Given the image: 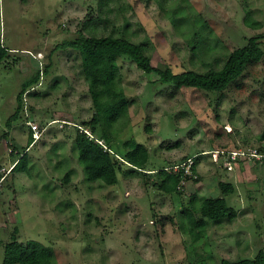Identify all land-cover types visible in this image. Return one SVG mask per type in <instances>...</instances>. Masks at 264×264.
Segmentation results:
<instances>
[{"label":"rangeland","instance_id":"374dc122","mask_svg":"<svg viewBox=\"0 0 264 264\" xmlns=\"http://www.w3.org/2000/svg\"><path fill=\"white\" fill-rule=\"evenodd\" d=\"M81 33L125 36L159 68L206 72L264 35V0H0V42L14 50L0 65V264L14 234L50 246L54 264H221L264 249V158H215L234 146L264 149V56L223 92L162 83L129 56L118 58L129 110L108 146L121 159L144 145L149 172L182 167L180 188L167 192L153 184L158 172L148 177L131 164H121L115 184L88 179L76 139L78 127L93 134L95 105L82 56L53 50ZM39 69L12 120L22 83ZM28 119L44 130L33 143ZM25 152L22 169L11 171ZM221 181L236 190L224 193ZM218 196L235 218L201 213ZM187 207L205 220L196 233Z\"/></svg>","mask_w":264,"mask_h":264},{"label":"trees","instance_id":"16d2710c","mask_svg":"<svg viewBox=\"0 0 264 264\" xmlns=\"http://www.w3.org/2000/svg\"><path fill=\"white\" fill-rule=\"evenodd\" d=\"M263 37V34L253 35L244 46L232 51L222 68L211 69L206 72H198L193 69L177 71L169 65L165 68H159L152 64L151 57L147 54L142 43H136L125 36L113 34L89 36L81 33L76 38L65 39L56 43L53 50L67 47L79 50L82 56L83 70L95 105V112L90 121L92 133L95 137L92 138L88 132L80 130V127H78L79 131L76 139L79 158L84 164L88 179H102L108 184H115L118 182V171L121 164L134 165L146 173L148 177L151 173L158 172L161 181L159 183L154 181L153 184L158 185L160 189L167 192H173L180 188L183 179L184 171L182 167L177 171L162 168L158 171L152 170L149 172L146 168L149 153L142 144H137L136 147L128 151L127 156L121 159L110 150L111 147L108 146L106 137L121 114H127L129 110L128 96L120 85L121 73L118 64L120 56H129L148 74L158 73L162 83H174L178 87L223 92L232 84L240 81L249 64L263 58L264 43L261 40ZM10 52V49H7L0 42V65ZM49 67L50 64H46L43 72H47ZM40 80L41 71L39 69L34 76L22 83L21 91L17 97L18 107L11 117L12 120H16L15 118H18L23 109L24 94L39 84ZM9 125H12V123L9 122ZM98 127H101L102 135H100ZM97 132H99V136H97ZM34 140V132L31 129L30 143H33ZM234 150H238V147L234 146V149L226 151ZM26 156L27 152L21 158H18L11 171L22 169V163ZM2 177L0 175V179ZM220 187L224 193H231L236 190L234 183L226 181H221ZM200 211L210 219L225 217L233 219L238 215V211L228 204L225 196L206 198L200 206ZM185 212L190 222L191 231L196 233L198 228L203 227L205 220L203 218L197 219L189 207L185 209ZM12 237V241L5 246L4 264L55 263V254L50 246L37 240H29L23 243L17 239L15 234ZM221 264H264V249H260L254 257H244L237 261L225 258Z\"/></svg>","mask_w":264,"mask_h":264},{"label":"built area","instance_id":"2783aa9c","mask_svg":"<svg viewBox=\"0 0 264 264\" xmlns=\"http://www.w3.org/2000/svg\"><path fill=\"white\" fill-rule=\"evenodd\" d=\"M28 124L31 126L32 131L34 132V139L38 140L42 132L44 131L37 123H33L31 120L27 121ZM87 132V131H86ZM89 134V133H88ZM91 137L93 134H89ZM221 153H227L228 154V162L238 160L242 155L249 156V157H255V158H264V152L258 151L257 149H254L249 152L241 151V150H234V151H225V150H218L215 154L216 160L219 158V155Z\"/></svg>","mask_w":264,"mask_h":264},{"label":"crops","instance_id":"0c3cea01","mask_svg":"<svg viewBox=\"0 0 264 264\" xmlns=\"http://www.w3.org/2000/svg\"><path fill=\"white\" fill-rule=\"evenodd\" d=\"M12 51H14L12 48H10Z\"/></svg>","mask_w":264,"mask_h":264},{"label":"clouds","instance_id":"9594fccd","mask_svg":"<svg viewBox=\"0 0 264 264\" xmlns=\"http://www.w3.org/2000/svg\"><path fill=\"white\" fill-rule=\"evenodd\" d=\"M14 165H15V163H14Z\"/></svg>","mask_w":264,"mask_h":264}]
</instances>
